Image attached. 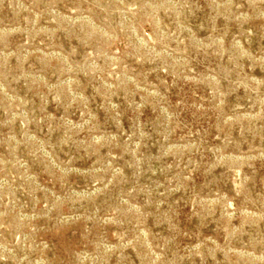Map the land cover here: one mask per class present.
Masks as SVG:
<instances>
[{
	"label": "rangeland",
	"instance_id": "1",
	"mask_svg": "<svg viewBox=\"0 0 264 264\" xmlns=\"http://www.w3.org/2000/svg\"><path fill=\"white\" fill-rule=\"evenodd\" d=\"M0 264H264V0H0Z\"/></svg>",
	"mask_w": 264,
	"mask_h": 264
}]
</instances>
